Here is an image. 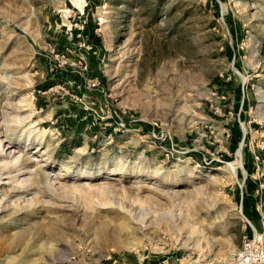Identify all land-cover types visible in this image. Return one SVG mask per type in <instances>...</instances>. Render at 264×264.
<instances>
[{
    "label": "rangeland",
    "instance_id": "374dc122",
    "mask_svg": "<svg viewBox=\"0 0 264 264\" xmlns=\"http://www.w3.org/2000/svg\"><path fill=\"white\" fill-rule=\"evenodd\" d=\"M255 231L264 0H0V264H219Z\"/></svg>",
    "mask_w": 264,
    "mask_h": 264
},
{
    "label": "built area",
    "instance_id": "2783aa9c",
    "mask_svg": "<svg viewBox=\"0 0 264 264\" xmlns=\"http://www.w3.org/2000/svg\"><path fill=\"white\" fill-rule=\"evenodd\" d=\"M219 264H264V232L246 234L242 250Z\"/></svg>",
    "mask_w": 264,
    "mask_h": 264
},
{
    "label": "bare ground",
    "instance_id": "6f19581e",
    "mask_svg": "<svg viewBox=\"0 0 264 264\" xmlns=\"http://www.w3.org/2000/svg\"><path fill=\"white\" fill-rule=\"evenodd\" d=\"M233 168V167H232ZM235 170V169H234Z\"/></svg>",
    "mask_w": 264,
    "mask_h": 264
}]
</instances>
